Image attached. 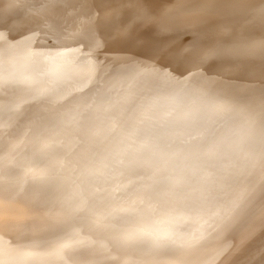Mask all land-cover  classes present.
I'll return each instance as SVG.
<instances>
[{
	"label": "snow or ice",
	"instance_id": "obj_1",
	"mask_svg": "<svg viewBox=\"0 0 264 264\" xmlns=\"http://www.w3.org/2000/svg\"><path fill=\"white\" fill-rule=\"evenodd\" d=\"M68 3L49 0V8ZM30 33L0 38V264H18L25 254L15 241L5 243L9 232L21 239L38 235L42 243L56 236L64 264H88L74 246L77 230L107 228L108 217L124 211L129 200L143 218L181 220L188 238H174L170 228H161L149 240L114 236L116 243L136 249L138 264H192L186 253L247 211L257 176L264 191V98L254 119L233 120L225 129L215 106L186 86L189 75L205 78L203 72L177 74L157 65L129 99L113 83L118 73L94 57L99 41L85 46L55 28L40 38L46 51L25 52L39 67L28 72L12 50L35 43ZM88 73L102 75L86 89L63 95ZM57 94L63 99H54ZM71 140L74 149L68 148ZM68 172L76 174L71 184L65 182ZM112 180L115 187H96ZM78 181L94 188L82 204L75 202ZM101 191L108 195L97 197ZM118 191L126 195L117 198ZM6 212L15 218L8 221ZM204 225L211 231H199ZM31 255L28 264H43L41 253Z\"/></svg>",
	"mask_w": 264,
	"mask_h": 264
},
{
	"label": "bare ground",
	"instance_id": "obj_2",
	"mask_svg": "<svg viewBox=\"0 0 264 264\" xmlns=\"http://www.w3.org/2000/svg\"><path fill=\"white\" fill-rule=\"evenodd\" d=\"M55 28L75 35L85 46L102 47L94 52L102 62L109 63L108 71L113 83L129 99L135 98L144 83L151 78L157 65L170 66L177 74L203 72L187 77V87L198 91L204 102L215 106V118L226 129L233 120L247 117L254 119L259 102L264 98V0H70L66 6L49 8V0H0V38L17 35L28 29L37 37L35 43H22L12 50L28 72L39 71L31 64L25 52L46 51L40 38ZM0 43L3 40L0 39ZM75 46V41H68ZM4 51L0 48V54ZM79 63V61H77ZM123 65L117 68L116 65ZM97 73H88L77 81L75 89H86L96 79ZM63 95H54L62 100ZM203 107V104L200 105ZM75 140L68 142L74 149ZM76 180L75 173H65V182ZM80 184L75 202L83 203L94 188L85 181ZM117 180L96 187H115ZM97 197L107 196L101 191ZM126 193L118 191L117 198ZM108 217V227L83 233L77 230L75 247L88 264H138L139 252L118 245L114 236L149 240L161 228H170L174 238L187 239L181 220L160 223L143 218L129 200ZM230 207L225 204L224 211ZM8 221L15 218L5 213ZM211 223V221H210ZM211 231L204 225L199 231ZM199 234V232L197 233ZM59 236L67 239L63 233ZM42 243L38 235L19 238L9 232L10 240L25 253L18 264H28L34 253H41L43 264H64L56 251V236H48ZM119 250L118 257L109 255ZM192 264H264V191L257 176L252 196L245 213L232 216L195 250L185 254ZM167 258L161 257L162 261Z\"/></svg>",
	"mask_w": 264,
	"mask_h": 264
}]
</instances>
